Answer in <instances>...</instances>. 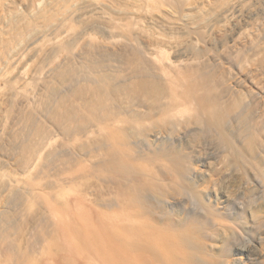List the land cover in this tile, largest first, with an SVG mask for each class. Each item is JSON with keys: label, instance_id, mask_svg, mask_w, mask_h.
<instances>
[{"label": "rangeland", "instance_id": "374dc122", "mask_svg": "<svg viewBox=\"0 0 264 264\" xmlns=\"http://www.w3.org/2000/svg\"><path fill=\"white\" fill-rule=\"evenodd\" d=\"M89 1L71 0L70 8L83 6ZM64 2L15 1L16 10L0 16V26L6 29L13 28L21 18L34 19L43 9H54L55 15L51 20L39 19L36 24L27 27L7 51L9 57L23 55L24 60L19 65L26 66L28 76L48 61L50 44L42 45L40 42L62 29L59 24L68 18L69 10ZM101 2L110 6L107 10L109 20L97 22L113 26L116 36L115 46L110 51L101 48L93 54L84 42L75 46L74 37L83 28L95 23L79 21L68 32V38L63 40L60 56L51 65H45L40 78L36 81L27 78L31 81L28 89L34 91L28 103L14 102L9 97L11 87L1 85L4 87H1L0 98L7 113L1 112L0 120L4 119L3 116L9 119L7 133L0 136V174L2 171L8 174L0 176V230L14 232L16 245L21 253H25L31 241L42 237L41 227L45 229L49 225L51 230L57 227L46 213L58 209L68 211L92 235H103L109 229L108 221H105L107 212H104L103 218L104 209L97 204L114 193L131 192L136 184L143 182V178L153 183V187L176 192L183 190L200 206L224 207L230 214L237 213L239 222H246L247 216L242 210L250 205L264 204V190H261L264 182L262 20L232 40L238 19L227 22L220 27L221 30L216 27L209 31L206 28L227 6L226 0H210L199 8L192 5L193 0ZM141 17L151 18L155 22V32L170 37L174 45L183 48L193 68L192 81L202 86L194 95L204 96L206 100L203 106L194 100L189 110L176 118L157 120L150 115L141 127L131 124L121 127L125 147L134 148L141 160L139 165L120 163L110 169L106 165L112 148L103 133L89 123L86 129L77 130L76 121L92 102V90L106 79L117 84L118 95L120 88L128 84H118L119 76L130 75L134 69L142 72L153 69L154 63L143 53L148 36L147 28L145 31L142 29L146 25ZM126 22L131 24L129 30L124 29ZM34 45L39 49L31 55L29 47ZM165 46L168 48V45ZM134 51L141 52V55ZM169 51V56L175 58L173 49ZM0 66L1 69L7 66L3 57L0 58ZM94 66L100 69L97 81L91 78L92 75L88 76ZM150 80L151 85L156 83L160 86L162 82L155 76ZM40 129L47 130L49 135L44 140L42 160L28 177L34 184V194L28 203L25 194L27 186L31 191V185L25 186L22 181L16 183V177L29 179L17 171L15 159ZM157 129H162L166 136L165 139L160 137V145H155L153 137ZM72 131L75 134L69 136ZM176 163L178 167L181 163L193 166L196 172L189 174V179L180 180L177 178ZM13 172L21 174L16 176ZM153 176L157 179H152ZM9 179L13 186L5 188L3 184ZM58 186L68 189L67 204L57 197ZM125 211L136 217L137 213ZM142 215L140 222L131 220L129 223L137 225L141 221H155V215ZM103 231L106 232L101 234ZM58 234L63 235L60 231ZM249 235L238 229L231 238L239 243L245 238L251 239ZM236 252L239 257V250Z\"/></svg>", "mask_w": 264, "mask_h": 264}, {"label": "bare ground", "instance_id": "6f19581e", "mask_svg": "<svg viewBox=\"0 0 264 264\" xmlns=\"http://www.w3.org/2000/svg\"><path fill=\"white\" fill-rule=\"evenodd\" d=\"M15 1L26 2L27 0H6V2L0 0V16L13 13L16 10ZM193 1L192 5L199 8L204 7L210 0ZM226 1L227 6L217 13L213 23L206 25L207 30L210 31L216 27L221 30L220 27L227 22L238 19L239 24L235 26L231 36V39L235 40L247 29L258 25L261 20L264 24V0ZM70 3L71 0L64 2V6L69 10L68 18H65L66 20H63L61 24L58 23L62 29L40 42L42 45L50 44L48 61L31 72L29 76L26 66L19 65L22 63L23 55L15 54L9 57L7 51L11 43L15 41L14 39L18 38L27 27L36 24L39 19L51 20L55 15L54 9H43L34 19L21 18L13 28L4 29L0 26V58L3 57V60L7 62L5 68H0V90L4 87L1 85H9L11 87L9 97L14 102L26 104L30 101L34 91L28 89L31 81L27 78L30 77L31 80L36 81L40 78L45 65H51L60 56L62 42L68 38V32L75 23L89 20L95 22L83 28L74 37L75 46L84 42L87 50L93 54L101 48L110 51L115 46L114 27L97 22L109 20L107 10L110 6H107L105 2L102 3L101 0H91L75 8H70ZM142 21L146 25L142 29L147 28L148 36L143 53L154 63L153 69L145 72L134 69L130 75L119 76L118 84L123 82L128 84L120 88L118 95L115 88L117 84L106 79L102 85L92 90V102L76 121L77 130L86 129L89 123L98 132L103 133L105 140L112 148L106 165L110 169H114L120 163L126 166L129 163L139 165L141 160V156L137 155L134 148L125 147V137L120 132L121 127L129 124L141 127L144 119H148L150 115L155 116L157 120L176 118L186 113L194 100H197L201 106L206 100L204 96L194 95L202 86L192 81L193 68L183 48L174 45L170 37L155 32V22L151 18L142 19ZM130 25V22H126L124 29L129 30ZM165 45H168L169 50L173 49L175 58L172 59L169 56L170 51ZM38 49L36 45L29 47L30 52L32 51L31 55ZM134 52L141 55L139 51ZM99 72L100 69L97 67H91V74L89 73L88 76L92 75L91 78L97 81ZM153 76L155 79L160 78V82L162 80L160 86L156 83L151 85L150 79H153ZM133 79L138 80L133 81ZM1 100L0 98V113L6 111L3 109ZM6 113L7 111L4 112ZM3 117L4 119L0 120V136L7 131L8 127L9 118ZM74 134L75 131L74 133L72 131L69 136ZM48 135L45 129L37 130L34 139L18 153L15 159L16 169L22 173L23 177L28 178L31 170L42 160V148ZM153 137L155 145H160L162 142L160 137L166 138L162 129L155 130ZM176 166L177 178L180 180L189 179V174L193 175V172H196L195 167L186 166L184 163H181L179 167L176 163ZM46 167H48L47 163ZM19 172L12 174L19 176L21 174ZM6 175L8 174L5 171L0 174L1 178ZM15 181L18 184L22 181L25 186L31 185V191L27 186L28 192L25 194L30 203V198L34 194L32 179L16 177ZM142 181L136 184L131 192L114 193L97 204L105 210H102V216L104 212H107L105 214V221L107 220L109 224L108 231L107 229V232L105 231L107 234L103 231L101 233H105L103 235L98 233L92 235V232L81 227L80 222L77 223L68 211L52 209L46 214L50 216L52 224L57 227L53 230L48 228L49 225L45 229L41 227L39 231L42 237L31 241L27 251L21 253L13 239L14 232L1 229L0 264H25V262L26 264H264V204L250 205L243 209L247 219L246 222L241 223L238 221L237 213L230 214L224 207L200 206L192 200L189 193L183 190L170 191L159 186L153 187V183L146 182L144 178ZM3 186L5 188L13 186L12 180L9 179ZM57 188V197L64 199L67 204L68 189L62 186ZM261 190H264V182ZM45 199L49 202L47 197ZM125 210L137 213L136 217H133L132 213L126 214ZM142 214L155 215V221H141L137 225L135 222L129 223L131 220L140 222ZM57 229L63 234L62 236H59ZM238 229L247 236L251 233V236L249 235L251 239L245 238L246 240L239 243L233 240L231 236ZM236 250H239V257ZM241 255L243 258H240Z\"/></svg>", "mask_w": 264, "mask_h": 264}]
</instances>
